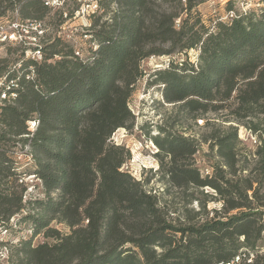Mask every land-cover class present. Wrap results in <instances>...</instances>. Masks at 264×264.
<instances>
[{"label":"trees","instance_id":"obj_1","mask_svg":"<svg viewBox=\"0 0 264 264\" xmlns=\"http://www.w3.org/2000/svg\"><path fill=\"white\" fill-rule=\"evenodd\" d=\"M85 1L97 9L74 33L87 35L81 56L60 31L73 17L61 6L57 33L39 37L40 59L26 56L30 46L19 50L16 68L0 59V90L14 94L0 100V226L10 228L25 208L11 153L18 144L28 147L29 174L43 193L18 219L30 225V237L16 245L0 240L6 264H226L241 253L264 264V0L246 12L225 0L224 14L208 25L195 10L204 0ZM49 8L45 0H0V17L10 11L41 25ZM189 50L196 61L185 55L154 71L150 82L161 84L162 101L193 119L230 109L234 120L248 118L244 128L259 144L242 153L235 127L205 121L211 129L202 141L217 161L203 175L194 165L195 140L164 131L150 137L165 194L175 189L200 207H184L177 221L123 169L130 154L110 137L134 124L128 100L144 74L141 62ZM209 201L220 207L207 217ZM37 235L44 240L33 244Z\"/></svg>","mask_w":264,"mask_h":264},{"label":"rangeland","instance_id":"obj_2","mask_svg":"<svg viewBox=\"0 0 264 264\" xmlns=\"http://www.w3.org/2000/svg\"><path fill=\"white\" fill-rule=\"evenodd\" d=\"M57 2L58 3L53 6H48L50 8L43 18V23H41L40 28H36V30L42 29L43 33H48L50 35L57 33L55 27L60 21L58 9L62 6V9L67 12L68 15L72 11L73 17H71L70 20L67 19V21L61 25L60 29L62 30L60 31L67 34L68 41L80 49L85 50L87 44L84 43V39H82V37L80 38L79 35L74 36V33L81 31V29L90 22L89 10L84 5L86 1L57 0ZM224 6V1L204 0L195 7V10L198 11L203 22L208 25L210 23L209 21L216 20L219 16L224 14ZM237 6H239V3ZM254 6V2L248 5L249 8ZM74 10H76L75 13H73ZM4 15L5 16L0 17V29L2 28L8 31L12 28L11 24L18 23L19 26L27 30V32H22L24 35L22 36V41L25 43L21 44L20 47L17 43H22V41H0V59H5L10 68H16L19 64L15 61L20 53L19 50L21 47H27V41H31V34L35 28L34 26L31 27L30 25L32 24L26 21L23 22L18 20L16 13L7 11ZM44 26L46 27L45 30L43 29ZM30 27L33 30H31ZM70 31L73 32V35ZM185 55L190 61H196V53L189 50L186 54L176 53L172 56H152L141 62V68L144 74L135 83L134 90L128 100L129 109L134 116V124L131 129L120 128L115 130L110 137L113 144L123 146L130 154V158L124 164L123 169H126L137 179H140L141 182H144V189L157 195L160 204L167 210L169 217L177 221H184V207L191 213L197 211L200 207L198 203L193 200L185 203L181 199V193L175 189H171V193L165 194V185L159 179L160 173L157 171L161 157L155 155L157 147L150 140V137L158 133L161 134L164 131L171 134H181L195 140L198 145V150L194 154V165L200 169V173L203 175L205 171L210 173L212 165L217 161V157H213L211 154L208 142L202 141V135L208 133L211 129L210 126L205 125V121L215 123L221 130H225L229 126L235 127L241 141L238 147L242 153H248L249 151L253 152L256 146H258L256 137L257 144H254L251 139V136L254 138V135L244 128L248 118L234 120L229 114L230 109H223L216 113H207L204 116L193 119L190 115L180 110L178 104H167L162 101L160 95L161 84L150 82L154 77L153 73L155 70L165 68L168 64V60L173 59L175 61H182L185 59ZM11 153L15 159L17 170L22 172L21 178L26 187L23 195L25 208L24 211L10 218L8 223L10 228L4 229V227L0 226V240L5 241L9 245H16L20 240L28 239L31 235L30 225L28 223L18 222V219L25 213V210L30 209V205L26 204V202L28 200L43 198V193L40 182L33 175L29 174L33 169V165L28 155V147H21L20 144H18L16 147L12 148ZM251 159L252 158H250V160ZM255 160L256 158L249 163V168L253 167ZM145 180H147V182H145ZM204 191L212 193L211 190L207 188L204 189ZM196 195L199 199H203L200 193H196ZM219 207V202L209 201L206 204V209L208 210L207 217L213 214L211 209ZM201 216L204 218V215ZM51 225L60 232L64 233L68 231L63 224L53 222ZM43 240L44 238L41 235H37L32 238V243L36 244ZM47 241H50V239H47ZM6 248L7 246L2 247L0 251V264H6L5 261L8 253Z\"/></svg>","mask_w":264,"mask_h":264},{"label":"built area","instance_id":"obj_3","mask_svg":"<svg viewBox=\"0 0 264 264\" xmlns=\"http://www.w3.org/2000/svg\"><path fill=\"white\" fill-rule=\"evenodd\" d=\"M218 1L223 2L225 0H218ZM237 1L239 3L240 9L243 12H246L249 8L248 5L252 4L254 2V0H237ZM56 3H58L57 0H45V4L48 6H53ZM84 5L89 10L88 14L94 12L97 9L95 1H88V2L86 1ZM75 12H76V10L73 11V13H75ZM64 16H65V14H64ZM232 16H233L232 12L228 14V17H232ZM11 25H12V28L9 27L10 29L8 31L3 30L2 28L0 29V41L7 40L10 42H16V41L21 42L22 36H24L22 32H27V30L22 28L21 26H19L18 23H13ZM30 26L31 27L34 26L35 30H33L30 27V29L33 30V33L31 34L32 35V37L30 38L31 41H27V46H30L31 49L29 48L26 51V56L30 57L32 59H40L41 58V52H40V48L38 47L39 46L38 42H39V37L43 34V30L42 29L36 30V28H40L39 23H35V24L30 25ZM81 37L84 40L87 39L86 34H82ZM22 42H24V41H22ZM74 52H75V55L81 56V52H80L79 47L75 46ZM0 85H1V80H0ZM0 91H1L0 92V100L5 99L7 96H9V97L14 96L13 93L7 94L5 90H0ZM34 126H35V123L30 122V129H32ZM251 139H252L254 144H257L255 136H254V138L251 136ZM258 144H259V142H258ZM252 257H253L252 254H249L246 257V255L244 253H241V254L235 256L229 263H226V264H252Z\"/></svg>","mask_w":264,"mask_h":264}]
</instances>
